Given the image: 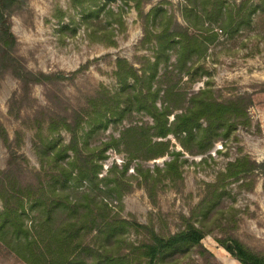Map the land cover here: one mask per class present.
Listing matches in <instances>:
<instances>
[{
  "label": "trees",
  "instance_id": "obj_1",
  "mask_svg": "<svg viewBox=\"0 0 264 264\" xmlns=\"http://www.w3.org/2000/svg\"><path fill=\"white\" fill-rule=\"evenodd\" d=\"M69 1L78 10L88 40L109 47L117 45L114 34L125 31V8L134 9L142 22L140 46L151 44V55L141 57L139 67L116 58V89L100 86L83 108L48 115L45 135L41 134L44 125L36 122L40 172L35 184L20 181L18 165L23 159L0 125V140L8 151L6 169L0 171V243L26 264H179L191 253L206 264H217L201 244L208 234L206 226L215 222L218 233L214 240L233 259L239 264H264V254L232 235L236 229L232 208L224 211L222 205L230 196L227 182L242 181L258 167L247 156L228 162L215 181L206 184L205 196L175 233L160 235L152 225L120 218L111 209L114 200L121 208L122 190H130V185L123 187V181L132 160L169 157L161 167H133L149 198L161 178L181 179L179 157L183 154L170 151L168 137H173L185 154L198 156L229 137L237 125L248 124L243 98L218 101L207 84L191 92L179 84L183 78L189 83L201 79L205 71L196 65L209 47L221 34L248 28L257 13H264V0H241L238 4L182 0L178 4L181 23L162 7L166 1L147 13L142 6L149 0ZM18 6L19 0H0V76L9 73L18 82L19 93L12 95L9 106L16 117L19 110L15 105L27 98L31 86L71 81L80 71L45 74L26 68L11 32L10 18ZM134 114L150 121L133 124ZM124 122L126 126H122ZM108 127H121L118 136L100 141ZM60 131L68 133L67 143L53 137ZM91 140L98 144L90 147ZM119 147L128 154L126 161L120 168L114 164L108 168L111 177L99 178L105 153L111 148L119 151ZM223 213L228 215L220 222ZM130 229L143 234L144 240L136 246L125 241Z\"/></svg>",
  "mask_w": 264,
  "mask_h": 264
},
{
  "label": "rangeland",
  "instance_id": "obj_2",
  "mask_svg": "<svg viewBox=\"0 0 264 264\" xmlns=\"http://www.w3.org/2000/svg\"><path fill=\"white\" fill-rule=\"evenodd\" d=\"M162 1H166L162 7L181 23L178 4L182 0H149L143 4V12L147 13ZM225 1L238 4L241 0ZM125 11V31L115 33L117 45L109 47L88 40L79 23L78 10L70 6L69 0H19L18 9L10 18L11 32L17 39V55L26 68L32 72H62L65 75L80 70L71 81L31 86L27 98L15 105L18 107L16 110H19L18 117L14 116L15 111L9 112L12 95L19 93L18 82L9 73L0 76V125L11 147L23 159L18 165L21 172L19 180L23 183L35 184L40 172L36 122L44 125L47 116L52 113L65 114L72 109L83 108L86 99L94 96L100 86L115 90L113 72L116 58H124L134 67H139L140 58L151 55V44L140 46L142 22L136 11L132 8H125ZM196 66L202 67L205 74L191 83L183 78L180 88L191 92L205 88L207 84L210 95L218 101L243 98L248 124L237 125L229 137L215 142L208 152L198 156L185 154L175 139L168 137L170 151L183 154L179 157L181 179L170 181L161 178L160 182L154 184L151 198L138 184L140 179L135 176L133 167L136 164L143 169L161 167L169 157L166 155L149 161L132 160L123 181V187L126 189L125 185H130V190H122L121 208L115 200L111 202L112 213L123 219L135 220L141 225H152L160 235L175 233L182 228L183 218L190 219L193 210L205 196L206 184L214 182L228 162L247 156L258 167L242 181L227 182L226 189L230 191V196L223 200L222 205L224 211L228 207L232 208L230 213L236 221L232 235L253 251L264 254V13H257L248 28L237 33L221 34L209 47L206 57ZM133 116V124L150 121L141 114ZM126 125V122L122 124ZM45 128L44 125L42 135H45ZM119 128L113 130L108 127L99 136L100 141H106L110 135L117 137ZM53 137L62 143L69 140L66 131H60ZM90 143V147H93L98 141L91 140ZM118 149L111 148L105 153L99 178L109 175L107 172L111 165L120 168L126 161L128 154L122 147ZM7 161L8 151L0 140V171L6 169ZM241 183L246 185L239 186ZM227 215L223 213L219 221L224 222ZM26 224L29 225V222ZM206 228L208 234L201 244L212 255V261L217 264H239L215 242L214 237L218 233L215 222ZM140 233L130 229L124 235L125 241L136 246L144 240ZM0 264L26 263L0 243ZM179 264L206 263L191 253Z\"/></svg>",
  "mask_w": 264,
  "mask_h": 264
}]
</instances>
